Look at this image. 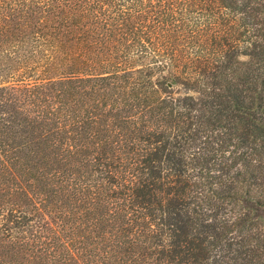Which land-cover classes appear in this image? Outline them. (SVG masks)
<instances>
[{"label":"trees","instance_id":"obj_1","mask_svg":"<svg viewBox=\"0 0 264 264\" xmlns=\"http://www.w3.org/2000/svg\"><path fill=\"white\" fill-rule=\"evenodd\" d=\"M0 264H264V0H0Z\"/></svg>","mask_w":264,"mask_h":264}]
</instances>
